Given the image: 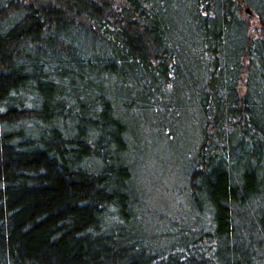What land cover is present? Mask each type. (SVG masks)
Returning <instances> with one entry per match:
<instances>
[{
	"label": "trees",
	"instance_id": "16d2710c",
	"mask_svg": "<svg viewBox=\"0 0 264 264\" xmlns=\"http://www.w3.org/2000/svg\"><path fill=\"white\" fill-rule=\"evenodd\" d=\"M0 264H264V0H0Z\"/></svg>",
	"mask_w": 264,
	"mask_h": 264
},
{
	"label": "rangeland",
	"instance_id": "374dc122",
	"mask_svg": "<svg viewBox=\"0 0 264 264\" xmlns=\"http://www.w3.org/2000/svg\"><path fill=\"white\" fill-rule=\"evenodd\" d=\"M152 137L155 138L154 133ZM197 132L195 128L190 125L180 132L177 139H173V142L166 143L165 158L169 157L166 162H161L159 159V152L155 148L154 158L150 162L151 173L148 175V181L151 186L152 200L156 203L163 204L165 207L172 206L178 203V196H180V188L185 182L184 168H189L191 153L194 150V143L197 142ZM159 150V149H158ZM165 177L161 176V171L164 165ZM154 182V183H153ZM155 203V204H156ZM157 205V204H156Z\"/></svg>",
	"mask_w": 264,
	"mask_h": 264
},
{
	"label": "water",
	"instance_id": "95a60500",
	"mask_svg": "<svg viewBox=\"0 0 264 264\" xmlns=\"http://www.w3.org/2000/svg\"><path fill=\"white\" fill-rule=\"evenodd\" d=\"M245 13H246V14H251V15H252V14H253V11H252V9H251L250 7H247V8L245 9ZM258 26H259V25L256 24V25L254 26V28L257 29Z\"/></svg>",
	"mask_w": 264,
	"mask_h": 264
}]
</instances>
